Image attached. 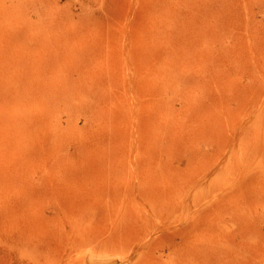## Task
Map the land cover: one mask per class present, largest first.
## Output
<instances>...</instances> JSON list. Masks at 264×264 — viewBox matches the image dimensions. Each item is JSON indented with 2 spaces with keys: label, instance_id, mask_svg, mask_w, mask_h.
<instances>
[{
  "label": "rangeland",
  "instance_id": "rangeland-1",
  "mask_svg": "<svg viewBox=\"0 0 264 264\" xmlns=\"http://www.w3.org/2000/svg\"><path fill=\"white\" fill-rule=\"evenodd\" d=\"M0 264H264V0H0Z\"/></svg>",
  "mask_w": 264,
  "mask_h": 264
}]
</instances>
